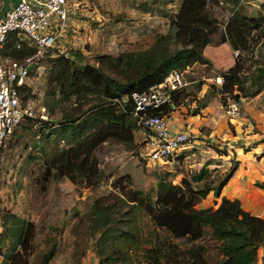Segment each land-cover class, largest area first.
I'll use <instances>...</instances> for the list:
<instances>
[{
	"label": "trees",
	"instance_id": "trees-1",
	"mask_svg": "<svg viewBox=\"0 0 264 264\" xmlns=\"http://www.w3.org/2000/svg\"><path fill=\"white\" fill-rule=\"evenodd\" d=\"M154 3L160 5L154 7ZM165 3H142L144 12L169 21L167 32L156 34L144 49L102 53L93 61L70 49L54 52L31 67L45 62L51 99L56 105H71L69 111L62 110L59 120L49 119L43 121L44 128L38 127L40 133L49 134L43 179L65 177L74 185L95 188L104 179L96 149L106 142L121 144L126 150L135 148L134 134L141 126L131 94L162 82L171 71L183 73L195 63L211 69V62L203 56L207 45L227 43L232 51L238 50L227 69L215 70L221 83L209 84V93H216L222 105L231 99L264 95V0L254 14L244 11L242 0H179L175 11ZM218 9L227 11V16H217ZM12 34L3 45V57L20 59L34 52L22 40L12 48ZM21 95L28 98L29 87L20 86ZM186 98L184 87L173 93L162 111L148 109L147 113L166 114ZM204 106L206 101L200 98L192 113ZM44 107L49 112L48 104ZM215 150L228 152L226 148ZM214 161L207 160L179 183L159 172L154 193L134 189L130 182L122 185V179L130 181L128 175L111 181V190L93 198L84 215L87 233L96 237L97 264H256L258 260L264 264V217L245 210L238 199L224 196L216 206L197 208L210 192L218 197L237 169L238 162L232 157L230 167L214 175V169L208 168ZM255 186L264 190V180L256 181ZM76 213L59 229L54 228L40 264H49L54 257L57 239ZM2 214L0 264H28L35 223L9 210Z\"/></svg>",
	"mask_w": 264,
	"mask_h": 264
},
{
	"label": "rangeland",
	"instance_id": "rangeland-1",
	"mask_svg": "<svg viewBox=\"0 0 264 264\" xmlns=\"http://www.w3.org/2000/svg\"><path fill=\"white\" fill-rule=\"evenodd\" d=\"M67 1L72 4L78 3L77 0ZM164 1H166L164 6L171 11H175L179 4V0ZM261 1L242 0L244 11L247 14H254ZM143 2L151 3L152 0H81L74 9V13L70 10L69 17L72 23L66 24L65 37H63L64 50L77 49L87 60L93 61L98 54H117L148 47L156 34L167 32L169 21L162 16L144 12ZM160 4L154 3L152 6L156 7ZM227 14V11L221 9L216 12L219 17H226ZM203 56L212 60L216 58L215 65L219 70L227 69L234 57L233 51L227 44L221 45L213 53L210 50L205 51ZM46 69L44 62L29 71L25 86L29 87L30 96L28 98L20 96L21 106L33 110L34 115L39 116L42 105L46 103L49 106V112L53 113L50 114L46 107L43 113L53 120H59L62 110L69 111L71 105L67 103L56 105L51 99L49 91L52 90V86L47 82ZM211 69L195 63L183 71L185 91L188 93L186 105L190 104L191 108L195 106V103L192 105L189 100L198 96L197 83L204 82V75H213V77L217 75L216 69ZM222 106L224 108V105ZM147 135L148 131L142 127L136 130L134 134L136 145L133 150H126L123 145L113 142L103 143L96 149L95 153L104 179L95 188L86 187L84 184L74 185L65 177L58 180L43 179L44 163L42 169L36 168L32 178H28V186L18 180H12L9 185L2 186L0 179V224L3 218L2 213L9 210L31 219L36 225L28 264H40L42 255L52 242L54 228L59 229L73 212H77L76 217L57 239L59 245L49 264H94L96 237L87 233L84 215L93 198L107 194L111 190V181L119 176L128 175L130 181L122 179L120 181L122 185L126 186L130 182L134 189L154 193L156 175L159 172L167 173L174 183H179L182 177L190 178V175L198 170L200 161L205 162L210 159L207 155L201 154L199 149H196L197 151L193 149L192 153H188V156L184 158L174 156L167 160L147 163L145 159L148 157V147L144 145ZM218 160L216 162L220 165L216 168L217 171L213 170V174L217 176L231 165L229 156H220ZM212 194L202 198L197 208L213 206ZM240 203L243 207V202L240 201ZM259 207L263 209L264 203L259 204ZM261 254L262 250L259 249L258 258ZM256 264H260L259 260Z\"/></svg>",
	"mask_w": 264,
	"mask_h": 264
},
{
	"label": "crops",
	"instance_id": "crops-1",
	"mask_svg": "<svg viewBox=\"0 0 264 264\" xmlns=\"http://www.w3.org/2000/svg\"><path fill=\"white\" fill-rule=\"evenodd\" d=\"M35 1L42 2L44 0ZM16 2L17 0H0V16L10 10ZM77 2V4L68 2L72 13H74V9H76L81 0H77ZM68 23L70 25L72 23L70 17ZM12 35L9 37L11 39L14 38V43L11 45L12 48L18 46L17 42L19 40L29 44L26 36L16 32H13ZM63 37H65V33L57 41L56 49L58 51H65ZM225 44L227 43L207 45L203 52L210 50L213 53L217 48ZM4 57L10 58L9 55ZM208 60L212 64L211 70H215L217 59ZM230 62L232 64L233 61ZM201 67H205V65H201ZM216 70L219 71V69ZM212 78H214L213 75L203 76L204 82L198 88V96L189 100L192 105L195 103L193 108H191L190 104L186 105V98L182 104L173 106L172 110L166 113L168 124L172 130L188 129L197 137V141L188 148L177 152L175 157L182 156L184 158L188 156V153H192L191 150L199 149L201 154L207 155L211 160H215L208 165V168L214 169V171H217L216 168L220 165V163L216 162V160L219 161L220 156H229L230 163L232 157L235 158L238 162L237 169L221 189L220 195L215 197L212 192L208 194H212L214 197L213 206L219 203L222 196L230 199L236 198L243 202L245 210L254 215L264 217V208L260 209L259 207V204L262 205L264 203V190L255 186L256 181L264 180V95L259 93L251 98L242 97L240 115L229 117L225 114L216 93L211 92L209 94L211 95L210 97L208 95L210 92L209 84L214 82ZM201 97L203 100L205 99L206 106L199 108V112L193 114L192 111L197 107L198 100ZM43 111L45 110L42 105L39 116L34 118L25 116L12 134L6 138L2 148L0 166L2 186L9 185L12 180L22 181L24 185L28 186V178H32L33 171L39 167L42 169V164L45 162L44 156L49 152V134L40 133L39 128H44L47 125L43 121L52 119ZM215 147L219 149L226 148L228 152L219 154ZM200 162L199 168L205 163L203 161ZM30 183L32 184V182ZM258 201L262 203L257 204L256 202ZM93 263L97 264L96 256L93 259Z\"/></svg>",
	"mask_w": 264,
	"mask_h": 264
},
{
	"label": "built area",
	"instance_id": "built-area-1",
	"mask_svg": "<svg viewBox=\"0 0 264 264\" xmlns=\"http://www.w3.org/2000/svg\"><path fill=\"white\" fill-rule=\"evenodd\" d=\"M69 16L70 7L67 0H17L10 10L0 16V166L6 138L25 116L35 117L33 110L21 106L19 87L25 85L31 67L40 59L54 52L66 53L58 51L56 45L64 34ZM10 32L26 36L34 52L20 59L3 57L2 48ZM237 54L238 50L233 51L234 56ZM213 80L217 84L221 83V77L218 75ZM185 84L182 72L171 71L162 82L150 86L145 91L131 94L134 112L139 115L138 122L148 131L144 144L148 147V157L145 159L147 163L167 160L196 141L195 134L188 129L172 130L166 114L147 113L148 109L162 111L171 103L173 93L182 90ZM242 99L241 97L239 100H229L224 105L225 114L229 117L238 116Z\"/></svg>",
	"mask_w": 264,
	"mask_h": 264
}]
</instances>
